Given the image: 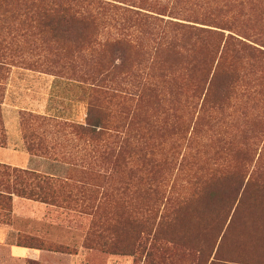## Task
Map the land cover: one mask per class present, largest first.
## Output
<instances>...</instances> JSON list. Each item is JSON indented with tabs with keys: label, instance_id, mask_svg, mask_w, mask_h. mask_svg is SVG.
Wrapping results in <instances>:
<instances>
[{
	"label": "trees",
	"instance_id": "trees-1",
	"mask_svg": "<svg viewBox=\"0 0 264 264\" xmlns=\"http://www.w3.org/2000/svg\"><path fill=\"white\" fill-rule=\"evenodd\" d=\"M249 4L245 0H0L1 144L6 137L4 84L10 69L30 70L38 65L47 71L61 59L68 63L74 57L75 70L85 85L79 86L84 89L80 97L85 103L83 118L21 108V140L29 155L67 162V158L76 157L75 150L81 146L80 159L89 160L82 165V177L72 182L91 176L99 180L93 172L98 162L108 164V176L116 178L124 162H134L138 155L130 145L144 142L138 126L144 104L161 93L158 81H173L174 73L194 71L191 91L202 100L200 112L204 114L207 104L225 108L234 96L235 84L249 68L255 81L263 84V90L255 95L264 93V9L253 14ZM214 11L223 15L219 21L226 27L216 28L229 31L228 35L163 18L191 19L189 22L215 27L204 24L219 25ZM108 29L109 37L100 40V33ZM146 35L149 37L144 39ZM177 126L182 133L180 120ZM188 131L182 137L184 149L190 144L198 146L192 132L186 136ZM69 136L81 144L71 142ZM96 143L100 145L94 150ZM87 146H91L90 152ZM58 148L62 154L56 155ZM92 149L98 162H92ZM189 149L186 154L172 149L169 172L177 170V176L187 171L193 153ZM157 162L148 171L143 190L138 188V193L129 196L128 209L118 206L109 210V221L118 233L124 223L134 228L132 241L115 244L112 254L144 256V264H264V214L253 213L252 201H248L249 212H240L246 204L247 184L243 190L239 187V197L235 190L233 198L222 200L217 189L198 180L193 195L176 198L172 192L164 198L155 189V183L162 182L156 180ZM67 176L66 180H71V174ZM55 179L35 170L0 164V197L11 201L15 195L52 205L61 200L67 206L72 192L69 188L74 185ZM107 196L112 201L117 197ZM98 212L96 209L94 219L102 224ZM88 237L87 233L84 246ZM32 242L21 247L39 248Z\"/></svg>",
	"mask_w": 264,
	"mask_h": 264
},
{
	"label": "rangeland",
	"instance_id": "rangeland-1",
	"mask_svg": "<svg viewBox=\"0 0 264 264\" xmlns=\"http://www.w3.org/2000/svg\"><path fill=\"white\" fill-rule=\"evenodd\" d=\"M245 1L247 4L251 2L248 7L253 14L261 11V8L264 9V0ZM213 13L219 25L204 24L215 27L189 22L191 19L183 21L170 17L163 18L228 35L230 32L223 30L226 28L225 23L219 21L223 19V15L219 14V11ZM110 31L111 29L104 30L98 38L106 39ZM148 37L146 35L144 39ZM181 61L184 62V59ZM75 66L77 65L72 57L68 63L61 59L56 67L47 71L38 65L30 66V70L11 68L5 81L2 110L7 138L3 140V145L0 141V146L6 147V151H0L1 155L8 158L15 154L17 157L26 154L30 158L27 170L50 175L60 182L68 181L74 187L69 188L72 192L67 206L61 203V200L58 201L59 206L15 195H11V201L0 197V242L5 239L7 244L21 247L33 240L31 244L39 248L32 249L48 252L33 260L9 254L6 251L8 246L0 244V264H144V256L139 259V256L111 253L115 244L132 241L134 228L124 223L121 225L122 231L119 230L118 233L116 225H113L108 217L109 210L118 206L123 210L128 209V201L131 198L129 196L138 193V188L143 190L147 185L144 184L147 181V173L156 161L160 166L157 169L160 176L158 174L156 180L162 182L155 183V189L164 198L172 192H175L176 198L193 195L198 180H201V183L207 182L209 186L217 189L222 195V200L227 197L233 198L235 190L239 197L247 184L244 191L246 204L240 209L241 215L249 212L248 201H252L254 214H264V93L255 95L263 90V84L259 85L260 83L255 81V75H252L250 68L245 71L243 80L235 84L234 96H231L228 103L225 102V105L227 103L225 108L220 110L207 104V107L209 106L207 114L200 112L202 100H197L191 91V85L195 82V78L192 77L194 71L191 73L180 71L178 75L174 73L171 75L173 81H169L170 83L167 80L158 81L161 93L153 96L152 102L144 104L142 123L139 128L137 127L144 142L138 146L130 145L133 150L138 151L137 157L133 158L134 162H124L123 171L121 168L116 178H110L109 165L99 163L94 157L97 155L94 150L100 145L96 143L93 144L91 156L94 157L92 162L95 160L98 162L93 172L97 173L100 179L94 180L91 176L83 178V182H72L82 177L80 175L82 165L89 160L80 159L83 152L81 146L76 150L73 148L76 157L67 158L70 162L29 155L21 140L19 113L21 106L37 111L47 108L50 114L75 116L76 120H81L85 114V103L80 101L84 89L79 86L85 85L81 83ZM186 79L192 80L188 83ZM204 109L206 111V106ZM209 117L212 118L211 121L208 120ZM179 120L184 125L182 133L178 126L175 127ZM187 128L189 131L186 136L192 132L191 138L193 136V140L198 144V146L190 144V149L189 147L184 149L182 139ZM68 139L71 142L73 140L78 142L73 136H69ZM81 142L77 144L80 145ZM195 148L200 149L199 154L195 153ZM87 149L90 152L91 146H87ZM172 149L181 150L185 154L188 149L189 153L193 152L188 161L187 171L177 176V170L169 172L171 166L167 163ZM60 150L62 149L58 148L56 155L62 154ZM151 151H154V155ZM67 174H71V180H66L69 177ZM240 186L242 190L239 191ZM105 194L117 196L116 200L112 201ZM20 203L23 206L18 205ZM96 209L103 217L102 224L94 219ZM87 233L89 237L85 246L89 245V248L84 246ZM116 235L122 236L115 238ZM52 252L57 253V257Z\"/></svg>",
	"mask_w": 264,
	"mask_h": 264
},
{
	"label": "crops",
	"instance_id": "crops-1",
	"mask_svg": "<svg viewBox=\"0 0 264 264\" xmlns=\"http://www.w3.org/2000/svg\"><path fill=\"white\" fill-rule=\"evenodd\" d=\"M21 108H22V106L20 107V110H21ZM26 109H31L34 112H37V113H40V114L54 115V114H50V112H49V110L47 108H45L44 110H38V111H37V109H34V108H26ZM2 116H3V110H2ZM4 128H5V132H6L5 123H4ZM5 148L6 147H1L0 146V151L1 150H5L6 151ZM15 155H13L11 157H8V158H5L0 153V164L8 165V166H11V167H19V168H23V169H28L27 168V162H28V160L30 161L29 156L25 154V156H23V157H17V155L16 156ZM15 199L16 198L13 199L14 202H15ZM18 205L23 206L21 203L18 204ZM1 241L2 242H0V244H4V245H7L8 246L6 248V251L9 254H12V255H15V256H24L27 259L36 260V259H38V257L42 253H48L47 251H43V250H37V249H32V248H25V247H20V246H17V245H9V244H7V241L5 239H3ZM52 254H54L55 257H57L56 256L57 253L52 252ZM55 264H57V263H55Z\"/></svg>",
	"mask_w": 264,
	"mask_h": 264
}]
</instances>
